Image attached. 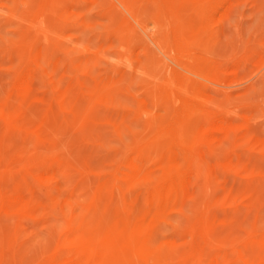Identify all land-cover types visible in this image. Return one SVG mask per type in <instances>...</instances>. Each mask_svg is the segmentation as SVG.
Instances as JSON below:
<instances>
[{"label":"rangeland","instance_id":"374dc122","mask_svg":"<svg viewBox=\"0 0 264 264\" xmlns=\"http://www.w3.org/2000/svg\"><path fill=\"white\" fill-rule=\"evenodd\" d=\"M0 202V264H264V0H0Z\"/></svg>","mask_w":264,"mask_h":264},{"label":"bare ground","instance_id":"6f19581e","mask_svg":"<svg viewBox=\"0 0 264 264\" xmlns=\"http://www.w3.org/2000/svg\"><path fill=\"white\" fill-rule=\"evenodd\" d=\"M137 24V23H136ZM31 79V78H30ZM32 79H33V77H32ZM33 82V81H32ZM21 84V83H20ZM23 85V84H22ZM21 87V86H20ZM22 88V87H21ZM22 93V92H21ZM56 94V93H55ZM54 94V95H55ZM40 97V96H39ZM60 97H62V96H60ZM41 98V97H40ZM54 99V98H53ZM43 100V99H42ZM58 102V101H57ZM52 103V102H51ZM4 117V116H3ZM6 117V116H5ZM14 117H16V116H14ZM2 119V118H1ZM11 125V124H10ZM223 126H221L220 128H222ZM231 128V127H230ZM222 130H224V129H222ZM173 132V131H172ZM26 137V136H25ZM177 138V137H176ZM229 138V137H228ZM238 142V141H237ZM32 143H33V141H32ZM221 144V143H220ZM34 148H36V147H34ZM37 149V148H36ZM203 149V148H202ZM201 152V151H200ZM190 154V153H189ZM203 156V155H202ZM21 161V160H20ZM176 161V160H175ZM162 162V161H161ZM164 162V161H163ZM20 163H22V162H20ZM62 163V162H61ZM177 164V163H176ZM144 166H142V168H143ZM136 169H137V167H136ZM46 173V172H45ZM159 174H161V173H159ZM45 175V174H44ZM58 175V174H57ZM34 176V175H33ZM61 176V175H60ZM206 176V175H205ZM140 177H141V175H140ZM173 177V176H172ZM70 178V177H69ZM126 178V177H125ZM138 178V177H137ZM177 178V177H176ZM37 179V178H36ZM192 178L190 177V180H191ZM139 180V179H138ZM170 180V179H169ZM173 180H176V179H173ZM179 180V179H178ZM181 180V179H180ZM201 180V179H200ZM26 181V180H25ZM17 182V181H16ZM162 182V181H161ZM176 182L177 181H175L174 182V184H176ZM19 183H21V181L19 182ZM25 183H27V182H25ZM184 183V182H183ZM186 183V182H185ZM65 184V183H64ZM20 185V184H19ZM26 185H28V183L26 184ZM170 185V184H169ZM249 186V185H248ZM113 187H115V186H113ZM142 187V186H141ZM185 187H187V186H185ZM176 188H178L177 186H176ZM32 189H30V187H28V189H27V192H30ZM201 190V189H200ZM11 191V190H10ZM178 191V190H177ZM144 192V191H143ZM172 192V187L170 188V189H168L166 192H165V200H166V198L168 197V195L170 194ZM31 193V192H30ZM5 194V193H4ZM9 194V193H8ZM25 196V194H22V195H18V197L16 196L14 199H13V201H14V203H19L20 205V208H18V209H16V210H12V211H15V213H18V214H22L23 213V207H24V203H26V200H29L30 201V198L28 197H24ZM28 194H26V196H27ZM142 195H140V197H141ZM5 197V196H4ZM33 197V196H32ZM153 197H155V196H153ZM143 198V197H142ZM151 199H153V198H151ZM31 200H33L32 198H31ZM2 202V201H1ZM0 202V203H1ZM171 202V201H170ZM30 203V202H29ZM196 203V202H195ZM2 204V203H1ZM98 205V204H97ZM153 205H155V202H154V204ZM165 205V204H164ZM6 207V206H5ZM153 207V206H152ZM151 207V208H152ZM147 208V207H146ZM158 208V207H157ZM10 209V208H9ZM5 210V212H9V211H11V210ZM29 209V208H28ZM33 209V208H32ZM161 210V209H160ZM203 210H205V209H203ZM13 214H14V212H12ZM2 214V213H1ZM220 215V214H219ZM124 216V215H123ZM223 216V215H222ZM9 221V220H8ZM1 226V225H0ZM2 227V226H1ZM140 228V227H139ZM205 230V229H204ZM264 232V231H263ZM120 233V232H119ZM122 235V234H121ZM125 235V234H124ZM100 236V235H99ZM98 236V237H99ZM126 236V235H125ZM255 236V235H254ZM106 237V236H105ZM97 238V237H96ZM98 239V238H97ZM185 240V239H184ZM225 241V240H224ZM173 243H175V242H173ZM227 243V242H226ZM259 244V243H258ZM114 245V244H113ZM217 245V244H216ZM100 246V245H99ZM248 246V245H247ZM93 252V251H92ZM229 252V251H228ZM233 253H235V252H233ZM201 254V253H200ZM226 254V253H225ZM238 254H240V253H238ZM233 255V254H232ZM202 256V255H201ZM60 257V256H59ZM204 257H205V255H204ZM218 257V256H217ZM223 257V256H222ZM242 257V256H241ZM111 258V257H110ZM203 258V257H202ZM213 258V257H212ZM206 260V259H205ZM204 260V261H205ZM222 260V259H221ZM86 261H87V258H79V257H75V258H72V257H70L69 256V258L66 260V262L64 263V264H86ZM201 261V260H200ZM207 261V260H206ZM243 261V260H242ZM216 262H217V260H216ZM214 263H215V261H214ZM54 264H63V261L62 262H58V263H54ZM209 264V263H208ZM217 264V263H216ZM220 264V263H219ZM222 264V263H221Z\"/></svg>","mask_w":264,"mask_h":264}]
</instances>
